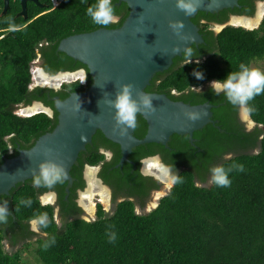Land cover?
<instances>
[{
	"label": "trees",
	"instance_id": "1",
	"mask_svg": "<svg viewBox=\"0 0 264 264\" xmlns=\"http://www.w3.org/2000/svg\"><path fill=\"white\" fill-rule=\"evenodd\" d=\"M46 3L47 8L29 3L28 22L15 16L20 9L18 0H9L4 14L0 10V165L6 158L18 155L17 147L29 149L39 136L56 126L57 110L44 93L63 100L71 92L86 91L91 83L88 76L87 84H63L61 91H28L30 62L38 52L46 61V71L86 68L59 51L58 45L70 35L105 28L95 24L86 13L96 0H61L57 7L40 14L50 8L49 0ZM112 4L118 20L108 29L120 27L129 13L124 1L112 0ZM242 10L234 8L235 12ZM228 11H198L192 21L203 39L199 44L201 51H195L192 44L190 64L185 65L182 52L167 69L154 73L144 88L146 92L164 93L171 100L190 105L209 103L213 122L195 130L192 142L187 134H172L168 142L171 149L154 142L139 144L121 165H117L121 157L117 144L102 139L101 143L113 153L108 162L94 149L97 138L103 137L96 130L91 143L78 153L69 174L74 185L80 187L83 166L102 163L99 175L114 189V196L125 199L115 204L111 215L104 214L98 206L97 218L91 222L75 217L59 228L54 207L41 204L37 197L39 190L47 187H34L32 179L17 182L7 194H0V203L7 200L11 212L8 222L0 223V264H28L20 259L19 251H4L2 242L8 228L19 225L26 230L38 213H47L49 221L48 227L39 226L46 235L38 239L33 249L39 264H264V94L257 95L247 106L256 123L247 131L237 119L238 106L229 103L223 93L217 96L206 86L238 71L241 63L250 66L253 60L264 59V16L258 28L228 25L213 36L208 21L223 22ZM202 19L206 21L201 23ZM210 39L215 40L217 51H202ZM41 43L45 44L40 46ZM194 71L202 72L204 78L197 79ZM199 87L201 90L196 89ZM30 100H41L53 109V114L20 116L14 112L15 104ZM137 119L140 124L133 134L140 139L145 135L146 123L140 114ZM156 153L163 156L180 182L174 180L155 208L136 213L135 198L142 201L159 187L152 177L139 173L140 160ZM228 154L232 156L226 159ZM234 164H242L244 171L233 169L229 173V187L201 184L211 175L212 166L223 165L227 169ZM64 184L54 186L60 194V204L67 202L60 189ZM21 199H31V207L21 205ZM68 202V211L72 213L77 208L70 197ZM111 233H115L114 242H109ZM53 237L55 243H50ZM10 243L15 245L18 240L13 237ZM46 243L50 244L47 249Z\"/></svg>",
	"mask_w": 264,
	"mask_h": 264
},
{
	"label": "water",
	"instance_id": "2",
	"mask_svg": "<svg viewBox=\"0 0 264 264\" xmlns=\"http://www.w3.org/2000/svg\"><path fill=\"white\" fill-rule=\"evenodd\" d=\"M26 1L21 0L22 9L19 12L24 18ZM31 1L37 3V0ZM119 1H124L129 8V13L120 27L98 28L70 35L60 41L58 50L86 65L93 80L92 84L86 91L72 92L63 100L53 97L56 99L54 107L58 113L56 126L51 132L39 136L29 149L21 150L18 155L6 158L1 163L0 194H7L17 182L31 178L30 169L38 170L39 163L44 159H53L64 165L67 179H70L71 165L78 153L91 141L96 130L120 146L121 157L117 165H121L127 160L132 148L139 144H165L172 134H187L192 138L195 130L213 122L209 103L190 105L171 100L164 93L146 92L144 88L154 73L165 70L172 63V58L180 56L183 48L192 43L191 40L182 41L171 29L170 21H183V33L195 37V43L202 42L198 27L191 18L198 11L213 12L232 7L237 0H199L196 11L191 15H185L177 8V0ZM7 6L8 0H4L3 12ZM177 45L181 47V52L173 53L172 49ZM122 83H132L138 91L152 97L156 108L154 113L140 114L147 123L146 133L140 139L133 135L131 129L124 136L114 130L115 110L105 103L104 94L106 98L114 99L116 86ZM34 105L39 108L29 112L27 116L38 112L51 114L40 103L34 102ZM185 110L207 112V115L193 123L184 115ZM246 113L247 127L251 128L256 123L249 112ZM47 150L51 151L45 155ZM231 156L228 154L225 158ZM150 160L157 161L158 157L146 158L143 162Z\"/></svg>",
	"mask_w": 264,
	"mask_h": 264
},
{
	"label": "flooded vegetation",
	"instance_id": "3",
	"mask_svg": "<svg viewBox=\"0 0 264 264\" xmlns=\"http://www.w3.org/2000/svg\"><path fill=\"white\" fill-rule=\"evenodd\" d=\"M0 3H1V6H0L1 14H4L9 7V0H8V6L4 12H3L4 0H0ZM18 3L20 6V9L15 12V16L19 17L21 19H24V20H27L29 3H33L34 5H36L39 8H44V7L47 8L46 0H37V3H35L31 0H27L26 1V18H24L23 15H19V12L22 9L21 8V0H18ZM234 8H237L239 10L244 9V11L242 10L241 12H235ZM50 9H51V7L44 10V11H41L40 14L47 12ZM222 9H229V11L227 12L226 19H224L223 22H217L215 20L208 21L209 22L208 30L212 33L213 36L217 35V33L223 27L228 26V25L235 26V27L244 25L246 27L254 26L253 29L258 28V26H259V24H260V22L264 16V0H237L236 4L233 5L232 7H227V8H222ZM222 9H219V10L213 11V12H207V13H218ZM192 18H191V21H192ZM28 21L29 20H27L26 22H28ZM204 21H206V20H204V19L200 20L201 23H203ZM211 39H210V42L204 43V48L202 49V51H217L215 40L211 41ZM202 42H203V39H202ZM202 42H197V43L192 42L189 47H191V45L194 44L195 49H196L195 51H201L199 44ZM44 44L45 43H41L40 46H43ZM46 50H48V49H46ZM38 51H40V50H38ZM45 63H46V61L44 58H42V54L40 52H38L36 58H34V60H32L30 62V81L27 85V89L29 92L32 93L37 88H41V89H43V91H49V90L61 91V90H63V88H62L63 84L73 83V82H79L81 84H87L88 76H90V78H91L90 85L92 84L93 80H92V77L90 75L89 69L87 68L86 65H85L86 68L85 67H78V68L71 70V71L57 70L55 72H49V71H46L44 69ZM84 80H85V82L82 83V81H84ZM212 81L208 82L206 84V86L207 85L210 86V83ZM90 85H88V87ZM199 88H201V87H199ZM44 94L46 95V98L48 100H51L53 102V105L56 101V99H53V97H57V99H59V97L57 95H50L48 92H46ZM59 100H61V99H59ZM34 102L40 103L41 107L48 108L51 111V114H48V115L51 116L53 114V109L50 106H48L47 104L43 103L41 100H30L29 103L21 102L19 104H15L13 110L16 114H18L20 116H27V114L29 112L36 111L39 108V106L34 105ZM18 111L23 113V115H21V113H18ZM246 111H248V110H242L238 106L237 119H238L239 123L243 126V128L248 131L251 128H253L254 126L251 128L247 127V125H248L247 119L243 117V115L247 116ZM137 122L139 125L140 122L138 121V119H137ZM145 123H146V121H145ZM146 130H147V123H146ZM145 133H146V131H145ZM102 135H103V137L97 138V140L95 142L96 144L94 146V149L97 150L99 153H102L104 155V162H108L111 160L113 153H112L111 149H109L108 147H106L105 145H103L101 143L103 138L108 139L104 136L103 133H102ZM170 137H171V135H170ZM170 137L165 144H162L164 146V148L171 149V147L168 146V142L170 140ZM91 139H92V137H91ZM189 141L192 142L193 138L189 137ZM89 143H91V141ZM17 149L20 151L22 150L19 147H17ZM119 149H120V146H119ZM172 149L175 150V148H172ZM83 150H85V148ZM10 152H12L11 147H10ZM170 155L173 156L174 154L171 153ZM150 157H158V160L157 161L150 160V161H147L146 163L143 162L144 159L150 158ZM167 157H169V154L167 155ZM153 163L160 165V167H162V168L166 167L165 170L168 171V173L170 174V177H171V184L168 187L163 188V185H162L163 183L161 181V178L165 179V177L163 176V174H159L158 168L156 166H154ZM72 165H71V167H72ZM71 167H70V169H71ZM70 169H69V172H70ZM101 170H102V163H100L98 165L85 164L83 166L81 172H80V181L83 182V186H80V187L74 185L75 181L69 174L70 179H66L64 181L65 184L61 188L59 186L61 191H63V193H64L63 194V200L67 201V202L62 203V204H60L58 202V197L60 194L58 193V191L54 187L47 188V189H42L43 187H39L42 190H39V192L37 193L38 200L40 201L41 204H51L54 207V209H53L54 219H55L59 228L63 227L68 221H71L75 217H79V218H81L85 221H88V222L94 221L97 218L98 206H100V208L102 209L104 214L111 215L114 211L115 204L117 202L125 199V197H122L120 195L114 196V189L111 187V185H109L107 182H105L103 180V178L99 175ZM139 173L143 176L152 177L159 184V187L157 189L150 191V194L147 197L144 196L142 201L139 200L138 198H135L137 200V203L135 205L136 213H143L144 214V213H147L150 210H152L154 208V206L156 205V203L159 202V199L168 193L170 188L173 186V183H174L173 177H175V174L171 170L170 166L167 163H165L164 158L160 153H156L152 156L142 158L140 160ZM108 174H109V172H108ZM210 178H211V175L208 174L207 179L205 181H203L201 184L202 185H208ZM29 179H32V177ZM76 181H77V183H79V180H76ZM31 184H33L32 181H31ZM97 191H100V192H97ZM69 197L72 199V201L74 202V204L77 208L72 213H70L68 211L70 208L69 202H68ZM131 198L132 197H130V199ZM103 199H104V202L106 203L107 208L103 205V201H102ZM32 220H30L28 222L26 230L19 227V225H14L12 229H9V228L7 229V234L4 238V241L11 248H14V251L12 253H9V254H13L16 251H19L20 250L19 248H22V247L27 249L29 247V244H35V246H36V242L38 241V239L43 238L46 235V233L40 229L39 225H37V230H33V226L31 223ZM13 237L18 240V243H16L15 245H12L10 243V241L12 240Z\"/></svg>",
	"mask_w": 264,
	"mask_h": 264
},
{
	"label": "clouds",
	"instance_id": "4",
	"mask_svg": "<svg viewBox=\"0 0 264 264\" xmlns=\"http://www.w3.org/2000/svg\"><path fill=\"white\" fill-rule=\"evenodd\" d=\"M198 2L199 0H177L176 6L185 15H191L196 11ZM86 13L95 24L105 28L110 24L116 23L118 20L112 0H96V3L87 7ZM170 27L182 41H195V37L183 33L182 30L185 27L183 21H170ZM172 52L180 53L181 47L177 45L172 49ZM182 52L185 57V65L190 64L193 60L192 47H184ZM193 75L197 79L204 78L203 73L200 71H194ZM84 82L85 80L82 81V83ZM210 88L217 96L223 93L227 101L232 105L239 106L243 110H248L247 106L249 102L257 95L264 94V71L241 63L238 71H231L223 80L212 81ZM196 89L201 90L200 88ZM104 99L105 103L115 110L113 117L115 120L114 130L118 131L122 136L127 135L130 129L134 130L138 127V114L142 112L150 114L156 111L152 97L138 91L132 83L119 84L116 86L115 98H106L104 94ZM184 115L188 120L195 123L203 119L207 115V112L185 110ZM50 151L47 150L45 155H48ZM192 163L195 164V161H192ZM233 169L242 172L244 171V166L242 164H234L227 169L223 165L212 166L210 168L211 178L209 183L219 187H229L231 185L229 173ZM30 171L32 173L33 186L37 188H52L57 183H63L67 179L66 167L53 159L42 160L38 165V170L37 168H32ZM173 179L176 182H180L178 175L173 177ZM20 204L31 207L32 201L31 199H21ZM16 210H18V207ZM10 214L8 201L4 200L3 203H0V223H7ZM31 223L33 230H37V225L45 228L48 227V214L38 213ZM115 238V233H111L109 242H114ZM50 243H55V237L52 238ZM49 246L50 244L46 243L44 248L47 249Z\"/></svg>",
	"mask_w": 264,
	"mask_h": 264
},
{
	"label": "rangeland",
	"instance_id": "5",
	"mask_svg": "<svg viewBox=\"0 0 264 264\" xmlns=\"http://www.w3.org/2000/svg\"><path fill=\"white\" fill-rule=\"evenodd\" d=\"M250 67H256V68H259L262 71H264V59L253 60L250 63ZM18 113H21V112L18 111ZM21 115H23V113H21ZM163 176L165 177V179L161 178V181L163 183L162 184L163 188H166L171 184V177H170V174L168 173L167 170H164ZM97 192H100V191H97ZM102 201H103V205L107 208L106 203L104 202V199ZM2 243H3L4 251H6L7 253H12L14 251V248H11L9 245H7L5 243V241H3ZM34 247H35V244H29V247L27 249L24 247L19 248L20 249L19 250L20 259L26 261V263H28V264H39L35 258L34 252H33Z\"/></svg>",
	"mask_w": 264,
	"mask_h": 264
},
{
	"label": "built area",
	"instance_id": "6",
	"mask_svg": "<svg viewBox=\"0 0 264 264\" xmlns=\"http://www.w3.org/2000/svg\"><path fill=\"white\" fill-rule=\"evenodd\" d=\"M61 0H49V3H50V7L51 9L55 8L58 6V4L60 3Z\"/></svg>",
	"mask_w": 264,
	"mask_h": 264
},
{
	"label": "bare ground",
	"instance_id": "7",
	"mask_svg": "<svg viewBox=\"0 0 264 264\" xmlns=\"http://www.w3.org/2000/svg\"><path fill=\"white\" fill-rule=\"evenodd\" d=\"M239 23H240V22H239ZM249 27H250V26H249ZM243 117L246 118V115H245V116L243 115ZM150 165H151V164H150ZM153 165L156 166V167L158 168V170H159V174H163L164 169H163L162 167H160V165H157L156 163H153Z\"/></svg>",
	"mask_w": 264,
	"mask_h": 264
}]
</instances>
